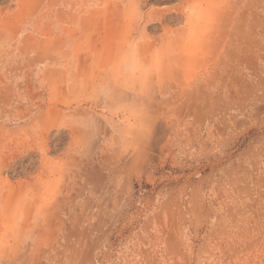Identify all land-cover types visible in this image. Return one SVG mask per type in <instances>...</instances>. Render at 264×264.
<instances>
[{
	"label": "rangeland",
	"instance_id": "rangeland-1",
	"mask_svg": "<svg viewBox=\"0 0 264 264\" xmlns=\"http://www.w3.org/2000/svg\"><path fill=\"white\" fill-rule=\"evenodd\" d=\"M0 264H264V0H0Z\"/></svg>",
	"mask_w": 264,
	"mask_h": 264
}]
</instances>
